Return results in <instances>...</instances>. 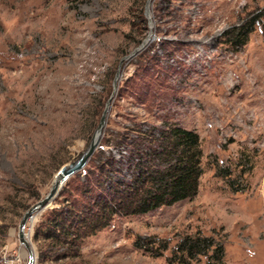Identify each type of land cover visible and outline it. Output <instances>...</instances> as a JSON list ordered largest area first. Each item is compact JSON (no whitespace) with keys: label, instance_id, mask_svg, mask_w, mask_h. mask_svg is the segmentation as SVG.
Wrapping results in <instances>:
<instances>
[{"label":"rangeland","instance_id":"obj_1","mask_svg":"<svg viewBox=\"0 0 264 264\" xmlns=\"http://www.w3.org/2000/svg\"><path fill=\"white\" fill-rule=\"evenodd\" d=\"M146 1L0 0V264H27L19 220L87 146L109 97L94 153L120 159L112 176L131 178L129 147L103 137L182 126L199 136L197 190L115 214L70 249L34 236L57 193L25 224L33 264H264V0H150L149 16ZM249 19L244 43L229 42ZM187 237L208 244L182 260Z\"/></svg>","mask_w":264,"mask_h":264},{"label":"trees","instance_id":"obj_2","mask_svg":"<svg viewBox=\"0 0 264 264\" xmlns=\"http://www.w3.org/2000/svg\"><path fill=\"white\" fill-rule=\"evenodd\" d=\"M251 20L226 30L228 41L244 43ZM144 81L140 84L142 89L147 83ZM131 128L136 131L133 137L117 132L101 140L114 147L123 144L129 147L127 163L132 168L131 178L112 176L121 172V165L110 150L107 154L103 149L93 152L88 167H84L83 178L80 170L67 178L58 192L61 204L46 211L44 220L35 229V238L42 235L43 239H51L70 249L81 237L106 226L115 214L143 213L196 192L202 169L199 136L195 131L170 126L160 130L157 137L153 128L143 130L139 122L133 123ZM156 140L157 145H151ZM144 141L150 145L148 149L142 148ZM201 244L208 243L200 238H185L179 245V259L184 260V253L196 254ZM58 254L55 259L68 255L67 250ZM38 258L43 260V249Z\"/></svg>","mask_w":264,"mask_h":264},{"label":"water","instance_id":"obj_3","mask_svg":"<svg viewBox=\"0 0 264 264\" xmlns=\"http://www.w3.org/2000/svg\"><path fill=\"white\" fill-rule=\"evenodd\" d=\"M149 4H150V0H147L145 4L144 12L148 16L150 15ZM145 39H143L139 45L134 47L124 57L128 58L129 56L136 53L139 49L144 47L147 41L151 39V34H150V37L146 41ZM119 75H120V68L118 67L113 77V80H112L113 91L116 88ZM109 102H110V97L106 100L105 106L100 114L96 127L91 135V138L87 146L83 149V151L75 159L65 162L56 170L47 192L23 212L19 220V223H18V236H19L20 241L25 244L27 251H28L27 264H33L35 260L34 249L32 245L30 244V241H28V239L26 238V233L24 232V227H25L27 220L31 218L35 213L42 210L43 208H45L52 202L54 197L57 195L59 189L61 188L62 184L70 175L84 168L90 156L93 154L94 150L97 148L100 142V139L103 133V128L106 123L107 112L109 109Z\"/></svg>","mask_w":264,"mask_h":264},{"label":"bare ground","instance_id":"obj_4","mask_svg":"<svg viewBox=\"0 0 264 264\" xmlns=\"http://www.w3.org/2000/svg\"><path fill=\"white\" fill-rule=\"evenodd\" d=\"M148 38V37H147ZM146 38V39H147ZM146 39H145V41H146ZM33 217H34V215L30 218V220H32L33 219ZM26 238L28 239V241H30V239L28 238V235H26ZM22 243V242H21ZM24 244V243H23ZM24 246H25V244H24ZM25 248H26V246H25Z\"/></svg>","mask_w":264,"mask_h":264}]
</instances>
